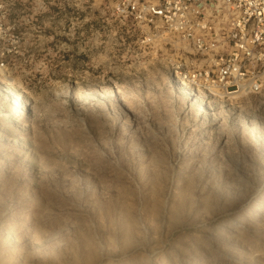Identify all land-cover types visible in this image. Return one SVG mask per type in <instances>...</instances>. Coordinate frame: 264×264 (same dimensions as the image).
I'll list each match as a JSON object with an SVG mask.
<instances>
[{
	"label": "rangeland",
	"instance_id": "1",
	"mask_svg": "<svg viewBox=\"0 0 264 264\" xmlns=\"http://www.w3.org/2000/svg\"><path fill=\"white\" fill-rule=\"evenodd\" d=\"M117 1L5 3L0 264H264V91L188 100Z\"/></svg>",
	"mask_w": 264,
	"mask_h": 264
},
{
	"label": "built area",
	"instance_id": "2",
	"mask_svg": "<svg viewBox=\"0 0 264 264\" xmlns=\"http://www.w3.org/2000/svg\"><path fill=\"white\" fill-rule=\"evenodd\" d=\"M6 1L0 0V21ZM114 11L191 50L178 78L189 95L264 91V0H119ZM2 33L0 25V39Z\"/></svg>",
	"mask_w": 264,
	"mask_h": 264
},
{
	"label": "bare ground",
	"instance_id": "3",
	"mask_svg": "<svg viewBox=\"0 0 264 264\" xmlns=\"http://www.w3.org/2000/svg\"><path fill=\"white\" fill-rule=\"evenodd\" d=\"M179 83H180L179 85H181L183 87V91H184L185 95L188 97V100L194 101L197 104H200L201 103L200 100H199V98H197L196 95H194V96L189 95V93L186 90V86L187 85L184 82H182L181 80H179Z\"/></svg>",
	"mask_w": 264,
	"mask_h": 264
}]
</instances>
